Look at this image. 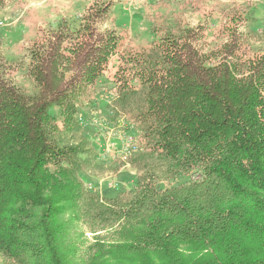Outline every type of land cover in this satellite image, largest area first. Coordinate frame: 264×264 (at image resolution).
Masks as SVG:
<instances>
[{"label":"trees","instance_id":"16d2710c","mask_svg":"<svg viewBox=\"0 0 264 264\" xmlns=\"http://www.w3.org/2000/svg\"><path fill=\"white\" fill-rule=\"evenodd\" d=\"M108 8L91 4L79 25L33 43L34 97L0 73L2 264H65L59 236L86 223L116 236L88 264H264V52L227 25L211 49L193 29L120 49L96 27ZM112 61L139 131L128 199L88 190L83 147L53 142L76 130L79 97Z\"/></svg>","mask_w":264,"mask_h":264},{"label":"rangeland","instance_id":"374dc122","mask_svg":"<svg viewBox=\"0 0 264 264\" xmlns=\"http://www.w3.org/2000/svg\"><path fill=\"white\" fill-rule=\"evenodd\" d=\"M94 3L109 4L96 27L112 31L120 49L139 47L138 41L149 43L185 29L202 31L206 49H211L225 42L227 36L219 31L227 25L226 34L234 33L250 53L264 52V0H0V73L27 97H34L38 87L31 76L33 43L40 47L39 39L65 22L79 25L86 8ZM115 68L112 61L107 72L79 97L76 130L56 133L53 142L83 147L78 175L88 190L101 198L128 199L135 192L133 164L139 153L122 160L119 151L128 142L140 147L139 131L117 103ZM52 112L58 117L56 110ZM86 224L76 227V236H59L65 264H88L95 248L109 246L116 237L109 226L92 233Z\"/></svg>","mask_w":264,"mask_h":264},{"label":"built area","instance_id":"2783aa9c","mask_svg":"<svg viewBox=\"0 0 264 264\" xmlns=\"http://www.w3.org/2000/svg\"><path fill=\"white\" fill-rule=\"evenodd\" d=\"M137 149L138 148H137V145L136 144H133V143L129 144V142L126 143V145L123 147V149H121L119 151L120 154H121V159L122 160H126L129 157V155L131 153H135L137 151ZM108 153H109V151L107 150L106 151V154H103V156L108 155Z\"/></svg>","mask_w":264,"mask_h":264}]
</instances>
